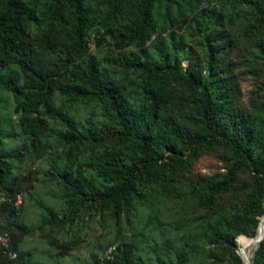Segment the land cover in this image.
<instances>
[{"label": "trees", "instance_id": "16d2710c", "mask_svg": "<svg viewBox=\"0 0 264 264\" xmlns=\"http://www.w3.org/2000/svg\"><path fill=\"white\" fill-rule=\"evenodd\" d=\"M97 1L50 0L39 9L38 0H0V93L11 94L24 140L38 151L47 119L61 125L66 156L58 177L65 204L77 212L107 210L116 224L121 215L130 213L142 190H164L188 172L203 152L222 150L224 171L195 176L190 191L204 211L208 239L218 245L213 259L241 264L235 240L243 263L249 264L245 250L256 241L245 236L254 238L257 228L258 236L264 232L258 220L264 215V121L239 105L231 59L233 36L201 19L197 28L202 34V55L192 49L177 51L185 54V67L173 50L165 51L160 45L157 64L133 57L142 77L144 101L132 106L123 87L93 58L83 60L85 36L102 21ZM103 1L108 9L105 34L119 47L131 43L142 47L152 33V10L159 0ZM251 6L264 19V0H253ZM32 24H41L39 34H33ZM41 51L60 55L53 60ZM9 67L20 74L21 84L7 75ZM54 91L67 102L98 103L106 120L102 129L82 135L73 118L54 106ZM3 139L0 120V196L5 199L0 202V230L9 235L7 246L0 247V264H23L14 248L18 238L13 236L20 230L15 221L18 208L13 206L14 197L20 195L19 183L1 151ZM107 145L125 150L104 152L83 163L104 182L95 186L82 176L78 160L85 151ZM48 214L54 226H63L54 212ZM9 252L15 256L11 258ZM130 253V246L123 245L120 254L104 264H143ZM250 264H264V234Z\"/></svg>", "mask_w": 264, "mask_h": 264}, {"label": "rangeland", "instance_id": "374dc122", "mask_svg": "<svg viewBox=\"0 0 264 264\" xmlns=\"http://www.w3.org/2000/svg\"><path fill=\"white\" fill-rule=\"evenodd\" d=\"M48 1L38 0V8ZM251 1L159 0L152 10V33L142 47L135 43L119 47L105 34L107 3L97 1L102 21L85 36L87 50L83 60L93 58L102 71L123 87L129 104L137 106L144 101L143 82L132 58H147L157 64L156 47L160 45L165 51L173 50L180 66L185 67V54L177 51L192 49L201 56L202 34L198 32L197 23L201 19L216 23L235 40L231 59L239 105L257 121H264V19L252 9ZM31 28L33 34H39L41 24H32ZM41 52L53 60L60 55ZM7 75L21 84V76L13 67L7 69ZM52 101L56 108L73 118L82 135L88 130L100 129L106 122L96 102H67L57 91L53 92ZM17 117L11 94L1 92L0 120L4 134L1 151L19 183L21 203L16 209L15 221L20 230L13 236L18 238L14 248L23 264H104L110 256L117 257L123 245H129L133 260L143 264H227L213 259L211 254L218 250V245L208 239L204 211L190 191L195 176L208 177L224 171L222 150L213 148L203 152L172 186L164 190L155 187L142 190L141 198L133 202L130 213L121 215L116 224L107 210L81 208L77 212L65 204L58 177L66 156V146L59 135L62 126L47 119L41 147L33 151L20 133ZM114 150L124 152L125 147L107 145L81 155L78 163L82 164V176L90 184L102 186L104 182L83 163L90 157ZM243 180L248 178L243 177ZM239 202V198L234 201L236 207ZM49 210L63 226L52 224ZM258 220L264 225V216ZM234 243L236 255L244 264L241 248L235 240ZM257 243L245 250L249 264Z\"/></svg>", "mask_w": 264, "mask_h": 264}, {"label": "built area", "instance_id": "2783aa9c", "mask_svg": "<svg viewBox=\"0 0 264 264\" xmlns=\"http://www.w3.org/2000/svg\"><path fill=\"white\" fill-rule=\"evenodd\" d=\"M5 199L4 197L0 196V202H3ZM21 203V197L20 195H16L13 199V206L14 207H18L20 206ZM9 242V235L7 234V232H4L2 230H0V247H6L7 244ZM8 255L13 258L15 256L14 253H8Z\"/></svg>", "mask_w": 264, "mask_h": 264}, {"label": "water", "instance_id": "95a60500", "mask_svg": "<svg viewBox=\"0 0 264 264\" xmlns=\"http://www.w3.org/2000/svg\"><path fill=\"white\" fill-rule=\"evenodd\" d=\"M261 238H262V235L261 236H258V228H257V235L255 236V241L256 242H259L261 240Z\"/></svg>", "mask_w": 264, "mask_h": 264}]
</instances>
